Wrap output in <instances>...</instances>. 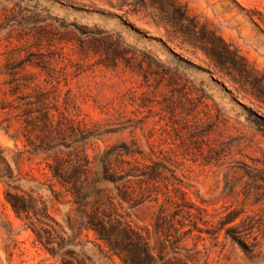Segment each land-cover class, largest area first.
Returning <instances> with one entry per match:
<instances>
[{
    "label": "rangeland",
    "instance_id": "rangeland-1",
    "mask_svg": "<svg viewBox=\"0 0 264 264\" xmlns=\"http://www.w3.org/2000/svg\"><path fill=\"white\" fill-rule=\"evenodd\" d=\"M217 36L251 76L217 65L209 53ZM260 83L264 0H0L2 154L19 191L44 200L58 221L56 246L83 264L123 262L92 230L71 229L72 197L51 177L54 151L42 145L37 107L73 127L65 150L93 158L135 143L144 161L174 171L198 207L187 225L162 193L121 209L150 231L167 264H264ZM7 188L0 181V264H62L16 215ZM161 205L172 221L157 230ZM229 213L236 218L223 227Z\"/></svg>",
    "mask_w": 264,
    "mask_h": 264
},
{
    "label": "trees",
    "instance_id": "trees-1",
    "mask_svg": "<svg viewBox=\"0 0 264 264\" xmlns=\"http://www.w3.org/2000/svg\"><path fill=\"white\" fill-rule=\"evenodd\" d=\"M217 39L211 40L213 45L209 50L217 65L221 68L229 65L245 72L246 76H251L247 65L238 60L236 51L222 38L217 36ZM253 78L256 84L260 81L256 76ZM257 87L259 90L256 95L264 97V85L260 83ZM18 88L16 84L14 89ZM40 101L41 99L37 100ZM36 110L39 114L35 118L40 121L37 127L43 132L40 137L42 145L46 151H54L53 155L49 154L54 159L53 163L48 164L51 177L72 197L76 218L68 217L71 229L74 230L77 226L80 230H92L96 238L106 244L108 253L117 255L123 264H167L162 250L156 252L152 245L150 231L133 224L121 209L125 203L135 206L146 199L159 201L162 193L165 200L172 201L177 207L175 215H182V219H179L181 226L187 225V219L192 221L197 217L194 209L198 207L190 202L187 192L177 182L174 171L161 160H152L151 163L144 161L146 154L135 143L109 145L93 158L77 147L65 150L64 147L72 146L66 141L70 135L68 129L73 127L61 119L56 120L50 110L43 107H37ZM2 152L0 147V181L9 187L5 197L16 215L26 221L34 231L36 240L53 256L62 257V264H83L73 256L68 258L72 254L70 250H63V244L58 243L56 246L52 230L59 224L58 221L51 215L44 200L33 199L19 191L20 184L16 182L19 177L14 176L13 169ZM64 154L68 157L65 158ZM17 164L19 165V160ZM159 210L155 221L157 230L172 221H168L164 205ZM235 218V214L229 213L221 219L223 227ZM230 230L231 228H227L228 232Z\"/></svg>",
    "mask_w": 264,
    "mask_h": 264
}]
</instances>
